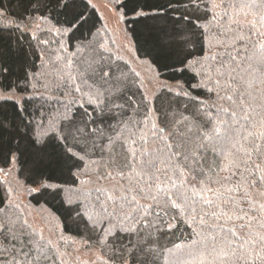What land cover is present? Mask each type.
I'll list each match as a JSON object with an SVG mask.
<instances>
[{
  "label": "snow or ice",
  "instance_id": "snow-or-ice-1",
  "mask_svg": "<svg viewBox=\"0 0 264 264\" xmlns=\"http://www.w3.org/2000/svg\"><path fill=\"white\" fill-rule=\"evenodd\" d=\"M112 2L127 47L111 37L105 45L95 24L80 32L89 19L87 0H0V168L16 165L22 172L23 161L30 162L28 202L50 207L44 197L58 199L76 225L73 231L56 213L57 231H34V214L17 198L18 189L0 188V264H83L81 243L98 250V264L125 254L132 264H182L202 250L221 264H264V135L251 137L235 150L228 170H219L215 140L206 139L211 119L202 110L218 96L235 104L236 116L264 119V91L259 97L242 91L237 102L238 41L244 36L230 18L234 0ZM26 20L36 30L25 31ZM13 37L43 45L39 57L47 66L40 79L26 70L5 83ZM13 91L22 98H10ZM34 103H40L35 114L29 108ZM153 114L155 127L168 133L156 143H171L136 164ZM170 148L189 160L199 153L196 174L207 169L213 179L210 190L202 189L210 191L206 202L196 201L192 235L198 239L187 250L183 242L191 235L168 200L181 189L169 186L167 168L153 171ZM48 169L61 178L45 176Z\"/></svg>",
  "mask_w": 264,
  "mask_h": 264
},
{
  "label": "trees",
  "instance_id": "trees-1",
  "mask_svg": "<svg viewBox=\"0 0 264 264\" xmlns=\"http://www.w3.org/2000/svg\"><path fill=\"white\" fill-rule=\"evenodd\" d=\"M87 3L89 7L87 8L86 14H88L89 19L80 32L87 34V30L92 28L93 24H95L98 36L105 37V45L108 44V37H111L113 40L119 39L117 32L114 33L107 28L98 9L89 0H87ZM76 10H84V5L77 4ZM230 18H235L241 30L240 34L244 36L242 41H238V47L241 50L242 56L240 58L239 76L236 84V96L237 102H240L239 93L242 91L247 90V92L257 97L264 91V0H234V7L230 13ZM69 19H71V16H69ZM120 22V31L123 37H125L126 34L124 33L123 22L122 20H120ZM23 23L25 31L29 28L36 30L34 22L26 20ZM80 32H78L77 35H79ZM19 35L20 33H16V36ZM46 38H48L46 35L41 37V39ZM124 41L120 40V42L124 43L125 47H127V43ZM63 43L64 49L67 51L66 41ZM12 47L15 49V57L13 62L9 65L11 72L5 83L15 82L20 79L26 70L29 71L30 76L32 72L35 71L36 79H40V74L44 72L47 66V61L44 60L43 57H39L40 51L44 50L43 45L39 43L33 44L26 37L17 42L15 37H13ZM117 47H119V45H117ZM31 83L35 86L36 80H32ZM32 94L38 95L35 92ZM10 98L19 100L22 98V94L13 91L10 94ZM246 99H248L247 95L245 96V100ZM234 106L235 104H232V107ZM39 107L40 103H34L29 106L30 111L34 114ZM232 107L228 104H224L218 96H213L202 106V110L211 119V125L207 130L208 136L206 139L214 138L217 145L216 159L219 161V170L223 171H227L229 166L233 163L232 157L235 150L238 148L242 149L245 142L249 141L251 137L264 135V119L257 117L254 120L238 117L233 114ZM245 111L248 110L245 109ZM6 114L9 119H13L15 115L12 109H8ZM25 118L28 119V117ZM32 118L38 119L35 115ZM144 127V125H141V128ZM166 135H168V133H166L164 129L155 127L153 114V129L150 134L145 135L144 139L140 141L141 147L139 150L142 152V156L138 158L135 163L144 165V157L152 158L153 154H158L161 151L164 143H171L169 141H161L160 144L156 143L159 137H164ZM196 157L198 159L199 153L196 154ZM197 159L189 160L183 156L182 152L172 154L170 148L169 156L165 163H161L159 159L154 161L155 168L153 171L167 168L171 171L173 176V179L169 181V186L171 187V185L175 184L181 189V192L176 196L169 194L168 200L171 202V208L175 210L176 220H182L187 225L189 231L186 232L185 235H191V239L183 242L184 250H187L192 245V242L198 239L197 236L192 235V233L196 231V224L198 223L196 218V201H200L201 203L206 202V199L210 196V191L205 192L202 191V189L207 187L210 190L213 183L212 174L207 169L203 170L202 176L196 174ZM205 163H207V161ZM23 167L24 170L22 172L19 166L16 165H10L7 169L1 168L5 172H10L11 176L5 180L0 177V188H8L9 185H12L18 189V195L23 193L26 194L24 202L30 212L34 214L32 216V224L34 226L32 230L37 232H43L45 229H49L53 232L57 231L60 227V220L56 213H59L60 216L65 218V223L75 231L76 225L69 217V214L60 206V201L58 199L52 200L45 196L44 199L48 200L50 207L45 206L43 202L39 204L35 201L28 202V190L25 188V181L30 179L32 164L23 161ZM215 170L216 169H213V171ZM137 171L140 170L137 169ZM18 172L20 173L19 176H17ZM43 174L45 176L55 174L57 178H61L59 172L53 173L51 169L45 170ZM66 175L65 173V177ZM177 175L180 178L179 180L176 179ZM146 178L150 180L151 175L149 174ZM181 180L184 182L183 184H180ZM5 181H7V183H4ZM41 183H43V181L35 185L36 190H39ZM28 187L30 188L32 185ZM158 187L161 191L163 190L162 184ZM35 212L40 214L35 215ZM175 223L176 221H173V224ZM181 230L183 231V227ZM79 251H81V253L85 252L93 255L92 261L98 264V250L95 247L89 248L86 247L84 243H81L78 246V255ZM82 260L83 264H90L87 261L88 258L82 257ZM109 264H132V262L131 257L125 254L123 258H114ZM182 264H221V261L219 258H214V254H209L208 251L202 250L194 256H184Z\"/></svg>",
  "mask_w": 264,
  "mask_h": 264
},
{
  "label": "rangeland",
  "instance_id": "rangeland-1",
  "mask_svg": "<svg viewBox=\"0 0 264 264\" xmlns=\"http://www.w3.org/2000/svg\"><path fill=\"white\" fill-rule=\"evenodd\" d=\"M100 12L101 16L103 17V20L107 26V28L109 30H111L112 32H117V36L121 41H124V37L122 32L120 31L121 29V25H120V19H118V14L115 11L114 7H113V2L112 0H89ZM125 42V41H124ZM11 176L10 172H5L4 170H2L0 168V177L2 179H8ZM9 183V182H8ZM17 198H19L20 200H22L23 202L26 199V194H21L18 195ZM40 213L35 212V215H38ZM39 221V220H38ZM79 255H81L83 258H88V262L90 264H96L95 262H93V255H91L90 253H81V251H79Z\"/></svg>",
  "mask_w": 264,
  "mask_h": 264
}]
</instances>
